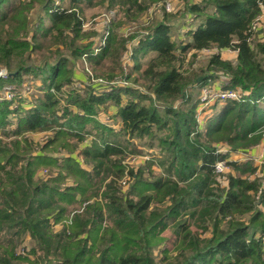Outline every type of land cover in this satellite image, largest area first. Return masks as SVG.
<instances>
[{
  "label": "trees",
  "instance_id": "16d2710c",
  "mask_svg": "<svg viewBox=\"0 0 264 264\" xmlns=\"http://www.w3.org/2000/svg\"><path fill=\"white\" fill-rule=\"evenodd\" d=\"M160 1L0 0V264H264V175L254 154L230 155L261 145L264 162V0L177 1L120 32ZM85 4L115 13L98 45ZM25 76L41 95L24 97ZM213 81L238 97L208 103L200 128ZM145 140L158 156L129 167Z\"/></svg>",
  "mask_w": 264,
  "mask_h": 264
},
{
  "label": "rangeland",
  "instance_id": "374dc122",
  "mask_svg": "<svg viewBox=\"0 0 264 264\" xmlns=\"http://www.w3.org/2000/svg\"><path fill=\"white\" fill-rule=\"evenodd\" d=\"M175 1H176V3H177V1H179L178 6L181 5V7H182L183 0H175ZM179 8L180 7H177V4H176L175 11H173V12H176ZM173 12H169V13L157 12V11L151 12L150 9H146L141 14L140 18L138 19V23L133 24L132 26L131 25H125L124 28L122 27L123 29L120 30V32L125 30L126 28L129 29V27H130V29H135L137 27V24L146 26V25H148L149 22L153 21V19L160 18V15H162L163 13L170 15ZM34 16H35V13H33L32 17H34ZM114 17H115L114 12H111V11L108 12V11L104 10V8L88 6L86 4L84 5V18H85L84 24L85 25H84L83 30H85V29H88L89 31L92 30V33L94 34L92 36L93 37V39H92L93 45H95V44L98 45L100 42H102V39L104 38V37H102V35H107L106 34L107 33L106 25L109 22V19L114 18ZM173 23L174 24H173L172 37L176 42H178L181 39V37H183L182 39H184V34L181 32L183 27H182V24L180 22H178L177 20L173 21ZM261 28H258V31L264 37V26ZM212 52H214V51H212ZM210 53H211V51H208V50L198 52L196 58L193 60V66L196 69H200V68L204 67L206 59ZM220 54L222 55V57L224 59L230 60V61L234 60L236 57L234 51L229 50V49L221 50ZM186 56L188 57V59L190 58V54H187ZM74 67L77 69V71H81L83 69L84 75L87 78L89 76L88 79L86 77H82V79L88 80L92 83L95 81L94 76L92 75L91 71H90V73L88 71V69L90 70V68H89L90 66L88 65L86 60L80 59L79 61H77L76 65ZM1 72L6 73V71L3 68L0 69V73ZM0 77L4 78V74H1ZM24 80H26V81L24 82V84L22 85V88H21V90L23 89L22 92H23L24 97H27V99H32V98H35V97L42 94L41 90H39L38 87H36L33 83L29 84L30 80L26 79V76H25ZM80 82L76 81L74 85H77L79 87L80 85L84 84V83H80ZM118 83H120L122 85H126V83H128V82L126 80L119 79ZM101 84H105V86L100 87V88H105V89H103V91L108 90V86L110 84H108L105 80H103L101 82ZM207 87H211V89H217L220 87V85L217 81H213ZM9 88L10 87L6 86L5 84L0 88V100L12 98V94L8 93ZM203 89H204V87L199 88V92H202ZM61 103H63V101H61ZM206 106L207 105H203V103L201 102L196 109L197 110V119L199 121V127L200 128L203 125V123L205 122L206 113L209 112V110L203 111L204 107H206ZM15 119L16 118H14V121H15ZM97 119H99V121L101 123H103L104 125H106L108 127L118 128V126L111 119L108 118V115H106L103 112L101 115H99L97 117ZM51 134L52 133L49 131H41V132H28L25 134V136H27L29 139H31L35 145H39V144L43 143L47 139V137H50ZM0 136H3V135H0ZM139 143H141V142H139ZM145 143L147 144L148 141L145 140L138 146L142 152L140 155L135 154L133 157L127 158V163H129V167L135 166L138 163V161H144L145 159L149 160L153 157L158 156V152H157L158 150L156 148H150ZM262 150H263V146L257 145V146H253V147H251L245 151L231 152L230 155L232 158L237 159L240 156H244L243 154H245L247 152L254 154L256 159L259 161V162H256L257 165H260V167L258 168V172L262 176V175H264V162H262V160L260 161V157L262 156ZM257 151H261V152H257ZM226 173L224 172V175ZM124 179H126V177L122 178V181H124ZM220 180L222 181L223 184L226 183V181L223 179V177H221ZM126 187H127V184L124 186V189ZM168 233H169V231L166 230L164 232V235H167ZM168 246L171 247V244L169 243Z\"/></svg>",
  "mask_w": 264,
  "mask_h": 264
},
{
  "label": "built area",
  "instance_id": "2783aa9c",
  "mask_svg": "<svg viewBox=\"0 0 264 264\" xmlns=\"http://www.w3.org/2000/svg\"><path fill=\"white\" fill-rule=\"evenodd\" d=\"M176 8V1L175 0H161L160 2L152 5L148 9H150L151 12H173ZM264 26V11L262 14L258 17L256 23L254 24V30L257 33L258 28H261ZM262 29V28H261ZM103 43V41H102ZM4 74L3 72L0 73ZM238 93L232 90H221L220 88L217 89H211V87H204V89L201 92L200 100L203 103V105H207L208 103H212L215 100L223 101L225 99H237ZM215 168L217 171H223L224 165L222 162L216 163Z\"/></svg>",
  "mask_w": 264,
  "mask_h": 264
},
{
  "label": "crops",
  "instance_id": "0c3cea01",
  "mask_svg": "<svg viewBox=\"0 0 264 264\" xmlns=\"http://www.w3.org/2000/svg\"><path fill=\"white\" fill-rule=\"evenodd\" d=\"M258 39L262 40L264 37L261 35V33H257ZM257 152H261V151H257ZM243 156H240L238 159L242 158Z\"/></svg>",
  "mask_w": 264,
  "mask_h": 264
}]
</instances>
